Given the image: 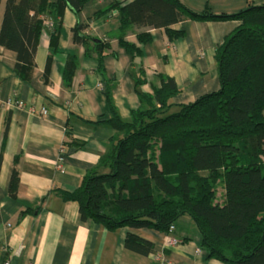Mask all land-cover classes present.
<instances>
[{
  "label": "trees",
  "instance_id": "trees-1",
  "mask_svg": "<svg viewBox=\"0 0 264 264\" xmlns=\"http://www.w3.org/2000/svg\"><path fill=\"white\" fill-rule=\"evenodd\" d=\"M90 1L7 0L0 46L18 51L21 76L32 79L36 52L50 25L47 19H52L55 52L60 50L66 11L80 12ZM112 10L119 13L120 43L140 67L135 84L141 103L132 110V119H124L114 99V80L108 79L112 115L93 122L112 124L118 149L106 152L79 187L61 189L63 195L80 201L84 218L109 228L130 226L129 248L155 251V241L136 228L168 231L175 224L177 232L179 219L190 214L210 256L235 264H264V2L249 0L240 11L216 13L209 5L194 10L183 0H115L93 19ZM189 18L242 22L217 47L221 87L178 102L183 87L173 75L160 72L161 82L154 83L153 91L143 87L149 77L141 43L154 39L156 27H164L175 42L187 30L174 24ZM90 25L91 20L75 25V42L86 46L87 56L99 59L98 69L107 77L112 40L90 30ZM133 31L141 43L128 38ZM65 60L64 83L72 87L79 50L66 53ZM49 73L50 62L47 80ZM18 185L15 170L12 194H17Z\"/></svg>",
  "mask_w": 264,
  "mask_h": 264
},
{
  "label": "crops",
  "instance_id": "crops-1",
  "mask_svg": "<svg viewBox=\"0 0 264 264\" xmlns=\"http://www.w3.org/2000/svg\"><path fill=\"white\" fill-rule=\"evenodd\" d=\"M112 1L91 0L80 12L68 9L58 51L52 49V26L47 25L31 80L17 71L18 51L0 46V260L12 257L15 264H154L160 253L166 264H235L210 256L206 248L198 250L202 237L190 214L179 219L177 233L184 241L175 245H165V230L136 228L155 241L156 250L145 253L126 245L130 226L109 228L94 218H84L80 201L67 199L61 191L79 187L85 173L106 152L118 149L112 124L93 122L112 115L108 79L114 80V99L124 119H132V110L140 106L135 84L140 67L120 43L118 11L93 19ZM183 1L197 11L209 5L216 13L237 12L249 4V0ZM6 5L7 0H2L0 34ZM88 20L90 30L112 40L106 56L107 77L98 69L99 59L87 56L86 46L75 42V25ZM241 22L239 18L179 21L174 26L186 29L187 34L173 43L164 27L152 28L154 39L146 43L139 41L137 32H131L128 38L146 50L149 80L143 87L153 91L154 83L161 82L160 72H165L183 87L177 101H193L219 89L217 47ZM77 49L80 63L73 86L66 87L65 54ZM15 94L24 99V106L9 103ZM15 170L19 174L16 195L11 192Z\"/></svg>",
  "mask_w": 264,
  "mask_h": 264
},
{
  "label": "built area",
  "instance_id": "built-area-1",
  "mask_svg": "<svg viewBox=\"0 0 264 264\" xmlns=\"http://www.w3.org/2000/svg\"><path fill=\"white\" fill-rule=\"evenodd\" d=\"M47 22L52 26V19H47ZM9 103L11 105H19V106H24L25 101L22 98H18L17 95L15 94L12 98H10ZM44 112H48L47 108H44ZM61 166L63 165L62 163L60 164ZM176 225H172L171 228L167 231L166 230V238H165V245H175L178 244L182 241V237L176 232ZM198 250H202L199 248ZM167 261L165 259V255L163 254H158V260L154 264H166ZM0 264H15L13 261L12 257H5L0 260ZM32 264V263H29Z\"/></svg>",
  "mask_w": 264,
  "mask_h": 264
},
{
  "label": "rangeland",
  "instance_id": "rangeland-1",
  "mask_svg": "<svg viewBox=\"0 0 264 264\" xmlns=\"http://www.w3.org/2000/svg\"><path fill=\"white\" fill-rule=\"evenodd\" d=\"M240 24H241V23H240ZM240 24H239V25H240ZM182 91H183V90H182ZM176 96H177V95H176ZM176 99H177V98H176ZM176 101H177V100H176ZM178 102H182V101H178ZM140 103H141V102H140ZM199 248H201V249L203 250L205 247H203V246H199L198 249H199Z\"/></svg>",
  "mask_w": 264,
  "mask_h": 264
}]
</instances>
